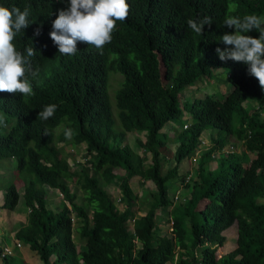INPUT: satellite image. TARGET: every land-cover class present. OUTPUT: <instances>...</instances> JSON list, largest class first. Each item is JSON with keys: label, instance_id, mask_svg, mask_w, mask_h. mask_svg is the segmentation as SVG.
<instances>
[{"label": "trees", "instance_id": "trees-1", "mask_svg": "<svg viewBox=\"0 0 264 264\" xmlns=\"http://www.w3.org/2000/svg\"><path fill=\"white\" fill-rule=\"evenodd\" d=\"M127 2L129 16L126 22H117L113 40L102 55L78 42V53L67 56L59 53L49 33L69 0H0V6L30 7L33 23L14 43L22 53L29 46L37 51L31 59L40 72L31 81L34 96L0 92V115L7 125L0 126V159L15 160L20 172L28 171L24 201L30 213L16 239L43 264H264V90L249 75L247 65L221 61L215 51L226 47L219 38L234 31L225 27V18L250 14L264 18V0ZM206 16L212 20L211 27L205 25L203 35L194 34L187 20ZM246 35L259 38L256 30ZM112 55L116 57L111 59ZM213 66L232 70L231 90L223 98L208 95L183 102L186 89L202 85ZM113 68L124 80L116 90L120 129L109 96ZM49 104L57 105L54 117L39 120V111ZM170 122L182 128L189 123V127L174 130V135L162 132ZM62 124L72 129L73 143L87 147L90 162L81 170L72 171L54 144V131ZM210 130L218 136L215 145L196 160L198 181L191 188V198L171 211L172 232L162 235L157 212L174 206L170 184L179 178L186 160L195 161L201 137ZM143 132L146 141L137 142V148L126 143L129 133ZM233 139L245 141L257 158L245 169L247 155L230 154L211 170L214 152L233 145ZM171 142L178 144L175 166L164 172L162 150ZM116 169L125 175L115 174ZM137 177L142 185L152 181L156 191L139 197L131 185ZM70 183L83 192L91 215L77 202ZM112 185L120 189L119 208L108 189ZM49 190L62 194L60 210L49 207ZM7 195L15 210L20 202L15 185ZM137 203L148 206L144 216L137 217ZM76 219L84 242L80 249L74 239ZM235 223L237 248L218 258L226 242L223 233ZM2 264L15 263L5 257Z\"/></svg>", "mask_w": 264, "mask_h": 264}, {"label": "clouds", "instance_id": "clouds-1", "mask_svg": "<svg viewBox=\"0 0 264 264\" xmlns=\"http://www.w3.org/2000/svg\"><path fill=\"white\" fill-rule=\"evenodd\" d=\"M129 13L130 5L127 0H69L68 7L66 9H61L58 11L57 18L52 23V31L49 33V36L54 45L58 48V51L61 55H76L78 53V42L93 46L102 55L104 47L110 44L113 40V34L116 31L117 22H126ZM30 15L31 9L28 6H26L23 10L16 6H0V92L19 93L22 94L24 98L32 97L35 95L31 81L36 79L40 74L39 68H34L31 59L34 56L36 57L37 51L32 46H29L25 49L26 54L22 53L21 51L17 50L14 43L18 36L23 35V30L28 28L29 25L33 23L29 19ZM224 24L226 28L234 29V31L231 33L226 32L224 35H222V37L219 38L220 42L226 46L223 50L220 47H217L215 49L219 59L224 62L231 60L235 62H242L247 65L249 75L255 77L258 80L261 89L264 90V18H261L256 14L245 15L243 17L228 16L225 18ZM205 25L211 27L212 20L210 17L206 16L203 19L187 20L188 28L191 29V31L196 35H203ZM252 30H256L257 32H259V38H254L252 36L246 35V33H249ZM39 34L40 29L37 28L35 31V35L38 36ZM38 51L41 54L42 52H44V49L40 47V50ZM225 69L226 68H217L213 66V68H211V72L212 70L217 71ZM206 80L209 81L211 79L206 78L205 81ZM205 81L203 83H205ZM202 86L204 85L202 84ZM213 95L216 96V94ZM252 105L258 108L257 104L253 103ZM244 107H247V104H244ZM56 111L57 105H46L43 111H39L38 119L44 121L49 120L50 118L54 117ZM186 115L189 114L185 112V116ZM189 117L185 120L189 121ZM0 126H7L5 123V117L3 115H0ZM188 127L189 123H186L181 129L186 130ZM211 132L212 131H207L202 135L198 151L194 156L195 161L193 159L191 160V162L196 163L197 166L198 163L196 160L200 159L202 155L208 152L215 145L213 139L217 138L218 132L216 131L217 135L213 136L210 140L209 138L213 134ZM143 133L146 134V132ZM64 135L65 138L63 139H71L73 136L72 129H66ZM145 136H147V134ZM61 139L62 138L60 137V140ZM235 141L239 140L236 139ZM239 142H242L244 147L246 148L245 141ZM227 146H225L221 150L214 152L213 157L216 159V161L210 163L211 170L217 168V160L222 157H228L230 154L233 155L236 153L234 144L230 145V147ZM228 148H230V150H228ZM253 154H256L257 158V153ZM4 160L12 161L11 164H13L14 162V166H12L10 163L7 164L5 170L8 172L7 176H12L13 170H17V177H19V174H21L22 172H20V170L16 168L15 160L3 158L0 159V163ZM251 163H249V160L247 159V161L244 162L245 169L249 168ZM194 175H196L195 181H190L191 177L188 179H186L185 177L184 185L188 186L192 183V185L189 187L192 188L194 183L198 181L197 172L196 174L194 172ZM1 177L6 176L1 175L0 178ZM21 182L24 183L25 193V178L22 179ZM12 185L16 186L18 192L19 188L23 187L17 186L16 182H14V179L11 182V186ZM11 186L1 187L2 189L0 188V191L4 190L7 193ZM179 199V196L175 195L172 200L176 202ZM120 201L121 197H119L118 203H120ZM27 210L29 211L28 208ZM170 220V225H172L173 227L172 217L170 218ZM74 222L75 220H73V223ZM134 222V220L130 222L131 228L134 225ZM17 241L18 242L15 243L12 247L3 246V250H1L2 259L5 257H13V253H16V249L22 247L23 244L19 240ZM6 248L10 249L11 254H4ZM12 248H15V250H12Z\"/></svg>", "mask_w": 264, "mask_h": 264}, {"label": "rangeland", "instance_id": "rangeland-1", "mask_svg": "<svg viewBox=\"0 0 264 264\" xmlns=\"http://www.w3.org/2000/svg\"><path fill=\"white\" fill-rule=\"evenodd\" d=\"M115 57H116L115 55H112L111 59H114ZM117 73H119L117 71V68L111 69V74L113 75L111 78V85H109L110 86L109 96H110L111 103L113 105L114 116L116 117L117 122H118V125L116 126V128L120 129L121 125L118 119V110L116 109V94H117V91L121 88V85L123 84L124 80L122 78L123 76ZM229 73L230 71L226 69L217 70V71L212 70L210 77H207L211 80L209 81L206 80L205 83H203L204 86L196 84L195 87L188 88L187 91L183 93V95H185L183 97V102L194 101V99L205 98L206 96L213 95V94H216V96L219 98H223L225 94L231 90L230 87L232 88V85L228 82V78H227ZM188 117L189 115H186L185 119H187ZM261 119L264 120V113L261 115ZM234 124H236V118L234 119ZM181 128H182L181 126L175 125L174 122H170L162 132L170 134V135H174L173 131L174 130L175 132L181 131L182 130ZM65 129H66L65 124H62L55 129L54 144L56 145L58 142L57 146L62 150V157L68 159L69 161L68 163L72 171L81 170L85 164L88 165V162H87L88 159L90 162V158L86 156L87 147L85 144L73 143V140H74L73 137L71 139H63L65 137L64 135ZM210 131H212L211 133H213L212 136H210L209 138L211 140L213 136L217 135V132L216 130H210ZM145 135H146L145 133H129L126 143L130 144V146L133 148L135 147L137 148L138 147L137 142H139L140 140L145 142L146 140ZM59 136H61L62 138L61 140ZM233 143H234V147L236 151L235 154H238V155L247 154V159L249 160V163H251L252 160L256 158V154H253L247 151L242 142L235 141V139H233ZM177 147H178V144L171 142L167 145V147L164 150H162V155H164L166 159L165 165H164V172H167L170 168H173L175 166V161H173V159H174V154L176 152ZM227 147H230V145H228ZM228 150H230V148H228ZM139 153H142L141 149ZM148 161L149 163L151 162V156L148 157ZM11 162L12 161L10 160H4L0 163V176L1 175L6 176V177L0 178V188L11 186V182L13 181V179H14V182H16L17 186H23L20 188H24V183L21 181L22 179L28 177V171L25 169L23 173L19 174V177H17L18 171L13 170L12 176L14 177L7 176L8 172L5 171L6 166L9 163L11 164ZM11 165L14 166V162ZM196 169H197L196 163H192L191 161L186 160L180 166L179 178H177L175 182H171L170 191H169L170 197L173 199L175 195H178L180 199L174 202V206H172L170 209L163 210V211L159 210L157 212L158 227L161 229L162 235L171 234L172 232L171 231L172 225H170V222H171L170 218L172 216L171 211L176 209L179 206V204L183 203L186 198L191 197V192H190L191 188H189V186L187 185H184L183 179L185 177L186 179L191 177L190 181L192 182L195 181L196 175H194V172L196 174ZM114 173L117 175H121V174L125 175V172L122 169H116ZM141 183H142V180L139 177L135 178L131 183L133 190L139 197H142L145 194H149V193L151 194L152 192L156 191V186L152 181H148L147 183H144V185H142ZM189 185L191 186L192 183ZM70 186H71V189L75 191L78 195L77 202L84 204L88 208V211L91 215L92 211L89 208L88 204L85 203L83 192L81 190H78L75 184L73 183H70ZM110 187L111 188L109 192L113 196L115 203L118 207L119 206V204H117L118 199L121 196L120 189L115 185H112ZM49 193H50V201H51L49 207L53 209L54 211L60 210V208L63 206V203H64V198L62 194L57 190H49ZM7 196L8 195L4 190L0 191V219H3V218L7 219L6 222L1 225L5 229L3 228V232L0 233V246H2L0 247V250H3V246H5V244H7L10 247L13 246L15 241H17L16 238L14 237V233L15 232L17 233L18 229L22 225H25L27 223V218L29 214L25 201H22L20 203V207L17 209V212L19 214L18 216H15L14 213L12 212L13 210H11L9 206V201H7ZM260 202H263V201L261 200ZM135 210L137 211V217L144 216L146 212L148 211V206L142 205V204L140 205V203H137L135 206ZM73 226H74V239H75L77 246L79 247L78 249H80V246L83 245L84 242L81 239L80 234L77 232V229L79 227V221L77 219L75 220ZM224 234L226 236V242H225L224 247L218 251L217 253L218 258L232 252L234 249L237 248V239H238L237 223H235L231 228L226 230ZM12 250H15V248H12ZM18 251H20V253ZM18 251L15 254L13 253L14 256L12 257L13 262L15 264H19L20 261H25L26 264H43L40 260V257L36 253L34 254V252L30 250L29 246H25L23 244L22 247L19 248ZM197 253L198 255H201L200 254L201 250L200 249L197 250ZM0 264H2L1 255H0Z\"/></svg>", "mask_w": 264, "mask_h": 264}, {"label": "crops", "instance_id": "crops-1", "mask_svg": "<svg viewBox=\"0 0 264 264\" xmlns=\"http://www.w3.org/2000/svg\"><path fill=\"white\" fill-rule=\"evenodd\" d=\"M210 136V135H209ZM208 138V137H207ZM206 138V139H207ZM121 175H124V174H121ZM110 188L111 187H109V190H110ZM19 194H20V202H19V206L16 208V210L15 211H12L13 213H14V215L15 216H18V212H17V209L20 207V203L22 202V201H24V197H23V194H24V188H20L19 189ZM3 200V199H2ZM6 220L7 219H5V218H3V219H0V233H2L3 232V226H1L2 224H4L5 222H6ZM22 226H24V225H22ZM21 228V227H20ZM20 228L18 229V230H20ZM5 229V228H4ZM228 230V229H227ZM225 232V231H224ZM223 235L225 236V234L223 233ZM14 237H16V232L14 233ZM2 238H3V236H2ZM18 241H15V243H17ZM14 243V244H15ZM13 244V245H14ZM0 247H2V246H0ZM4 247H10V246H8L7 244H5V246ZM19 249H16V251L15 252H17ZM19 253H20V251H18ZM35 254V253H34Z\"/></svg>", "mask_w": 264, "mask_h": 264}, {"label": "built area", "instance_id": "built-area-1", "mask_svg": "<svg viewBox=\"0 0 264 264\" xmlns=\"http://www.w3.org/2000/svg\"><path fill=\"white\" fill-rule=\"evenodd\" d=\"M19 247H20V245H19ZM7 253L11 254L10 249H8V248L5 249V253L4 254H7Z\"/></svg>", "mask_w": 264, "mask_h": 264}]
</instances>
